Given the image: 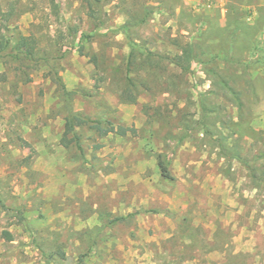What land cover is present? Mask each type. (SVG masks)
Here are the masks:
<instances>
[{
	"label": "rangeland",
	"instance_id": "rangeland-1",
	"mask_svg": "<svg viewBox=\"0 0 264 264\" xmlns=\"http://www.w3.org/2000/svg\"><path fill=\"white\" fill-rule=\"evenodd\" d=\"M10 4L37 56L0 54V264H264V0Z\"/></svg>",
	"mask_w": 264,
	"mask_h": 264
},
{
	"label": "trees",
	"instance_id": "trees-1",
	"mask_svg": "<svg viewBox=\"0 0 264 264\" xmlns=\"http://www.w3.org/2000/svg\"><path fill=\"white\" fill-rule=\"evenodd\" d=\"M91 1L96 2L97 4L100 5L102 4V0H91ZM86 2H88V0H86ZM13 16H14V7L11 6V4H10V8L6 12H0V19L3 23L9 22ZM1 30L2 28H0V54L9 51V56H11L14 60L17 61L21 59H28V60L35 59V56H37V39L35 37L23 36L22 34H19L16 39L11 41L10 37H6ZM132 48H137V47L135 45H132ZM179 51H180L179 54L171 58L170 63L175 65L180 71L187 72L189 67H191L193 61L196 58L194 53V46L191 43H187L183 47H179ZM130 54H131L129 57L130 60L126 70L127 75L131 71V66H132L131 58L133 57L132 55L133 53L131 52ZM226 56H228V54H226ZM213 59H215V57ZM127 82H128V86L122 92L121 98L124 99L126 102L133 104L136 102V96L134 95L133 92V88H134L133 80L128 79ZM71 115L73 116L72 118H76V115H73L72 112ZM206 116H207L206 112H203L202 117H206ZM72 118H68L66 120L65 133L61 141V145L64 148H69L70 145L73 143L72 139L68 140L67 135L74 129L76 125L80 126L85 123V121L82 118H77L78 123L75 125V123L72 121ZM120 133H121L120 135L122 136L125 135L123 129L120 131ZM206 135L211 137L212 134L209 133V131L207 130ZM218 142L220 146L224 148L223 143L225 142V139L223 137L219 138ZM234 158H236L241 162L239 152L238 154H236V156H234ZM157 164L162 177L168 180H173V176L171 175V172L169 170V165L161 158V156H158ZM100 219L101 222H103V216H101Z\"/></svg>",
	"mask_w": 264,
	"mask_h": 264
}]
</instances>
